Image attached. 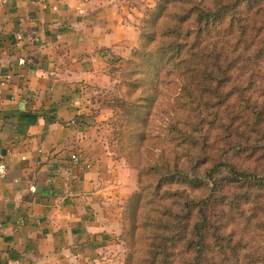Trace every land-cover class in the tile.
<instances>
[{"label": "crops", "instance_id": "0c3cea01", "mask_svg": "<svg viewBox=\"0 0 264 264\" xmlns=\"http://www.w3.org/2000/svg\"><path fill=\"white\" fill-rule=\"evenodd\" d=\"M135 7L0 0V264L118 263L136 182L107 147L99 100Z\"/></svg>", "mask_w": 264, "mask_h": 264}, {"label": "rangeland", "instance_id": "374dc122", "mask_svg": "<svg viewBox=\"0 0 264 264\" xmlns=\"http://www.w3.org/2000/svg\"><path fill=\"white\" fill-rule=\"evenodd\" d=\"M132 1L137 9L132 12L133 18H128L133 25L128 33L131 39L128 37L120 43L117 56L108 63L105 88L99 100L101 107L110 111L103 127L107 147L111 153L114 152L113 157L122 160L132 171L128 182H136V190L130 198H124L119 207L121 227L125 218L129 234L122 235L121 231L118 237L120 246L115 254L119 259L117 264H143V260L148 261L147 264L149 261L165 264L164 256L152 251L157 238L162 240L161 252L168 246L176 253L173 261L171 258L166 261L182 264L180 256L184 244L173 245L169 239L178 231L184 232L192 201L210 195L209 183L202 181L206 169L216 161L234 163L244 171L247 167L254 169L260 163L256 157L253 161L247 159L245 139L232 137L230 131L233 128L225 124V116L222 115L225 109L234 110L233 104L242 95L247 98V91L233 95L232 85L227 79H232L235 74L228 73L224 80L220 76V81H226V85L219 92L215 91L212 98L219 93L227 99L214 109L194 112L189 100L182 95L181 74L176 64L178 58L187 56L190 48L179 50L175 47L172 52H166L163 49L165 42L172 38L163 36V32L167 31L166 26L171 27L174 23V17L183 13L181 5L190 9L202 0ZM203 1L210 3L212 8L216 7L215 0ZM246 5V0H237L238 16L247 8ZM168 12L170 18L166 16ZM193 24L189 22L190 26L184 29L192 28ZM195 32L196 29L193 30ZM207 41L212 43L213 40L209 38ZM196 48L212 58L217 53L208 43L196 45ZM208 83L211 88L216 86L215 80ZM181 104L186 106L180 110ZM155 165H163L160 172L150 171ZM223 179L222 187L214 194V211H219L227 198L233 204L247 197V187L244 189L242 182H233L227 173L223 174ZM128 199L130 204L126 202ZM240 201L243 204L244 200ZM244 211L247 219V207ZM143 223L145 227L141 226ZM238 223L241 226L236 225L235 228L232 225L235 222L231 224L236 233H240L244 226L242 222ZM230 229L226 228L224 234ZM209 245L213 251L217 250L212 240ZM213 256L216 258L217 254ZM235 263L239 264L240 260L231 264Z\"/></svg>", "mask_w": 264, "mask_h": 264}, {"label": "trees", "instance_id": "16d2710c", "mask_svg": "<svg viewBox=\"0 0 264 264\" xmlns=\"http://www.w3.org/2000/svg\"><path fill=\"white\" fill-rule=\"evenodd\" d=\"M246 1L247 8L239 16L237 0H215V8L203 0L190 9L181 5L183 13L174 17V23L171 27L166 26L167 31L163 32V36L172 38L165 42L163 49L166 52H172L175 47L179 50L190 48L187 56L178 58L176 64L181 74L182 95L189 100L194 112L221 105L227 97L218 93L212 98L215 91L219 92L226 85V81H220V76L224 80L228 73L235 74L232 79H227L232 85L231 92L235 95L247 91V98L242 95L233 104L234 110L225 109L222 115L225 116V124L233 128L230 131L232 137L245 139L247 159L253 161L256 157L257 163L260 162L254 169L247 167V171L226 161H216L206 169L202 181L209 183L210 195L192 201L184 232L178 231L169 239L170 244H184L180 256L182 264H231L239 260V264H264V145H260L264 143V0ZM177 3L180 6L181 2ZM230 14L232 17H229ZM166 16L170 18L169 12ZM189 22L195 24L190 29H184L190 26ZM209 38L212 43L207 41ZM202 43H208L217 52L214 58L205 51H198L196 45ZM209 80L216 81L214 88L210 87ZM185 106L179 105L180 110ZM260 152L261 155H257ZM176 161L175 158L177 165ZM163 165L168 166L166 163ZM163 165H155L150 171L160 172ZM224 173L231 175L233 182H242L244 189L247 187V197L233 204L227 198L223 207L214 211V194L222 187ZM240 200H244L243 204ZM126 202L130 204L129 199ZM243 205L247 207V219ZM238 222L244 225L240 233L233 229L236 225L241 226ZM229 227L230 231L224 234ZM122 232L125 236L129 234L125 218L122 219ZM156 240L152 251L161 253L164 263L169 264L166 259L173 261L175 251L165 246L161 252L162 240ZM211 240L217 248L215 251L209 245ZM215 253L216 258L213 256ZM147 262L142 261L143 264ZM149 264L152 262L149 261Z\"/></svg>", "mask_w": 264, "mask_h": 264}, {"label": "built area", "instance_id": "2783aa9c", "mask_svg": "<svg viewBox=\"0 0 264 264\" xmlns=\"http://www.w3.org/2000/svg\"><path fill=\"white\" fill-rule=\"evenodd\" d=\"M72 159L75 162H78L79 161V157L77 155L72 156Z\"/></svg>", "mask_w": 264, "mask_h": 264}]
</instances>
